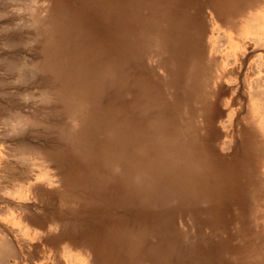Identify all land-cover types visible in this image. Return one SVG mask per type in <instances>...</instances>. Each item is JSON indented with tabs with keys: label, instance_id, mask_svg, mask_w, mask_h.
I'll list each match as a JSON object with an SVG mask.
<instances>
[{
	"label": "rangeland",
	"instance_id": "rangeland-1",
	"mask_svg": "<svg viewBox=\"0 0 264 264\" xmlns=\"http://www.w3.org/2000/svg\"><path fill=\"white\" fill-rule=\"evenodd\" d=\"M262 125L264 0H0V264H264Z\"/></svg>",
	"mask_w": 264,
	"mask_h": 264
},
{
	"label": "bare ground",
	"instance_id": "bare-ground-1",
	"mask_svg": "<svg viewBox=\"0 0 264 264\" xmlns=\"http://www.w3.org/2000/svg\"><path fill=\"white\" fill-rule=\"evenodd\" d=\"M257 92V91H256ZM260 93V92H259ZM263 93V92H262ZM257 94V93H256ZM258 96V94H257ZM259 97V96H258ZM261 101V100H260ZM262 103V102H261ZM259 131L264 134V125L259 127Z\"/></svg>",
	"mask_w": 264,
	"mask_h": 264
}]
</instances>
